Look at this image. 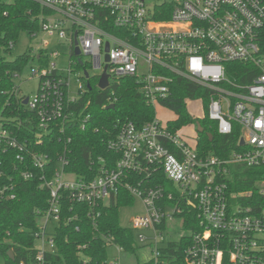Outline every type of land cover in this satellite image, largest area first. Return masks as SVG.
<instances>
[{
  "label": "built area",
  "instance_id": "1",
  "mask_svg": "<svg viewBox=\"0 0 264 264\" xmlns=\"http://www.w3.org/2000/svg\"><path fill=\"white\" fill-rule=\"evenodd\" d=\"M36 1L48 14L41 17L40 32L33 37H56L70 49L68 75L57 62H50L62 54L50 51L47 40L40 50L47 63L31 68V78L38 79L39 86L34 97L25 98V106L36 114L40 131L74 120L66 112L67 103L76 102L84 85L93 78L100 82L105 73L109 85L124 77L135 79L156 111L168 109L163 103L171 96V86L176 79H185L205 88L209 101L206 107L204 98L187 99L186 106L187 101L200 100L205 112L201 119L217 123L221 135L232 134L234 124L240 126V143L244 141L246 150L228 158L202 155L197 149L199 133L188 136L194 141L190 144L181 133L185 127L169 128L173 121L163 123L156 117L142 127L125 123L109 143V149L120 155L114 169H102L97 177L85 180L65 171L69 162L62 155L54 176L42 178L49 201L34 233L36 257L19 264H47L46 256L56 249L54 234L65 195L72 203L94 210L101 203L110 204L121 189L142 204V213L130 221L138 245L150 248L151 256L142 263L171 264L162 252L168 246L163 238L167 221L180 219L184 228L191 216L194 228L185 264H264V180L254 189L240 190L232 178L238 167H264V0ZM77 58L97 73L86 78L89 71H83L77 76L80 87L72 98L70 74L77 69ZM230 63L248 64L250 72L258 74L251 83L232 80L227 75ZM38 136L42 143V135ZM2 143L17 149L18 160H23L25 147L0 124ZM31 157L40 170L49 164L46 155ZM161 174L162 183L157 182ZM132 176L138 180L129 181ZM24 178L32 174L25 173ZM11 191L0 188V203L16 198ZM114 247L119 256L107 264L137 262L124 261L122 249Z\"/></svg>",
  "mask_w": 264,
  "mask_h": 264
},
{
  "label": "trees",
  "instance_id": "2",
  "mask_svg": "<svg viewBox=\"0 0 264 264\" xmlns=\"http://www.w3.org/2000/svg\"><path fill=\"white\" fill-rule=\"evenodd\" d=\"M46 14L48 11L36 0H0V124L8 127L19 144L25 147L20 161L17 149L0 144V188H11L16 195L15 199L0 203V259L4 264L34 261V233L49 201V191L43 186L42 178L54 176L60 169L62 155L69 162L66 172L91 180L102 169L115 168L120 155L109 149V143L116 139L122 125L132 122L142 127L156 118V109L146 102L135 79H116L108 89L102 90L98 86L99 80L93 78L88 81L89 85H84V92L80 91L78 100L66 105V112L72 114L73 122L59 121L48 132L40 131L37 116L24 105L26 97L20 94L14 79L15 75L25 72L30 61L46 64L47 60L42 59L43 51H39L40 59L38 55L32 58L29 53H24L14 61L1 54H10L21 36L32 38L39 33L40 19ZM262 52L264 54V48ZM81 61L83 59L77 60V70L89 71ZM227 67L228 77L240 83H251L258 74L250 72L252 67L244 63H230ZM247 73L249 77L246 78ZM197 98H204L205 106H208L205 88L185 79L175 80L170 98L163 103L177 116L169 123V128L177 131L199 123L204 131L198 134L197 149L202 155L228 158L233 152L245 151L246 148L240 146L242 132L237 124H234L232 134L221 135L217 123L191 116L186 100ZM111 105H114L113 109L108 108ZM39 134L42 143L38 142ZM32 154L48 156L49 164L44 170L34 167ZM25 173L32 174V178L26 180ZM232 178L237 189H254L257 182L264 180V167H238ZM128 180L136 182L138 178L132 176ZM158 181L164 182L162 174ZM135 202L126 190L121 189L110 204L101 203L92 210L87 205L72 203L65 195L61 222L54 234L56 249L46 256L47 264H107L109 248L114 246L121 248L124 254L137 257L141 247L136 235L120 223L122 210L134 206ZM191 221L190 216L184 229L193 233ZM189 242L190 237L169 242L162 252L169 255L171 264H185L184 253ZM134 264L150 263L138 259Z\"/></svg>",
  "mask_w": 264,
  "mask_h": 264
},
{
  "label": "rangeland",
  "instance_id": "3",
  "mask_svg": "<svg viewBox=\"0 0 264 264\" xmlns=\"http://www.w3.org/2000/svg\"><path fill=\"white\" fill-rule=\"evenodd\" d=\"M12 0H7V2H11ZM47 40L50 42V46L48 49L50 51H58L59 53L62 54V57L60 59H53L50 62H57L58 66L61 70H64L65 74H69V45L68 43L64 41H59L56 37H49L47 35L43 34H38L35 37H28L26 35L21 36L20 40L17 42L16 46L13 48L11 53H5L2 52V56L5 57L9 61H14L18 56L23 55L24 53H29L31 57L33 58L37 53L41 50L44 49L42 45V41ZM85 60H87L86 57H84ZM39 63L37 61H30L29 64L27 65V68L25 72L20 75L21 78H15L14 83L16 87L19 88L20 94L24 97H34L38 91V86H39V80L36 78H31V68L32 67H37ZM83 73V71H78L75 69L73 74H70V92H71V97L76 98L78 95V90H79V83L76 81L77 76H80ZM97 72L94 70H89V74L91 76L95 75ZM114 82V81H112ZM111 82V83H112ZM99 83V82H98ZM187 110L191 114L192 117L195 119H201L204 116V108H203V103L200 100L196 101H187ZM156 117H158L163 123H167L168 121H175L176 120V115L173 111L164 109V108H159L156 111ZM192 125L188 126L186 129H183L181 133L185 136L186 139L190 141V144H193L194 141L190 139L188 136L193 135L192 132L194 128H191ZM135 204L132 207L125 208L121 212V217H120V223L123 227L125 228H130L131 225V218L141 214L143 209H142V204L140 201L135 200ZM138 235V233H136ZM148 236H152L151 233L147 234ZM191 234L190 232L186 231L183 228V223L182 220L180 219H175L173 221H167L166 228L163 231V238L165 243L169 242H177L180 241L183 237H189ZM150 244V243H149ZM119 254L116 250L115 247H110L108 251V262L113 260V258L118 257ZM151 256L150 254V248H141V250L138 251L137 257L136 256H131V255H126L123 254L121 255L122 259L128 263H134L138 259L140 262H145L146 260L149 259ZM0 264H4V262L0 259Z\"/></svg>",
  "mask_w": 264,
  "mask_h": 264
},
{
  "label": "water",
  "instance_id": "4",
  "mask_svg": "<svg viewBox=\"0 0 264 264\" xmlns=\"http://www.w3.org/2000/svg\"><path fill=\"white\" fill-rule=\"evenodd\" d=\"M106 51L108 52L109 51V46L107 45V47H106ZM75 54L77 55V56H80V54H81V52H80V50H79V48H76V50H75ZM106 59L108 60V56L106 57ZM82 64V63H81ZM85 77L86 78H88L89 77V73H85ZM99 88L100 89H102V90H106V89H108L109 88V78H108V75L105 73L103 76H102V78H101V80H100V82H99ZM27 103H28V98L25 100V102H24V105H27ZM109 109H113L114 108V105H111L110 107H108ZM197 131H198V133H203V128L201 127V125L198 123L197 124ZM210 139H212V137L210 136ZM240 145L241 146H244L245 145V143H244V141L242 140L241 141V143H240ZM11 257H13L12 255H11Z\"/></svg>",
  "mask_w": 264,
  "mask_h": 264
},
{
  "label": "crops",
  "instance_id": "5",
  "mask_svg": "<svg viewBox=\"0 0 264 264\" xmlns=\"http://www.w3.org/2000/svg\"><path fill=\"white\" fill-rule=\"evenodd\" d=\"M187 127H188V126H187ZM187 127H185L184 129H186ZM191 128H194V130H193V132H192L193 136L196 135V133H197L198 131H197V129L195 128V126L192 125ZM189 135H190V134H189Z\"/></svg>",
  "mask_w": 264,
  "mask_h": 264
}]
</instances>
